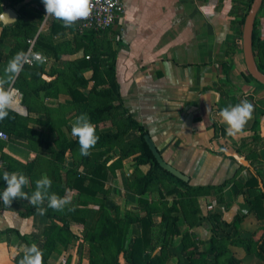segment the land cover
I'll return each instance as SVG.
<instances>
[{
	"label": "crops",
	"instance_id": "0c3cea01",
	"mask_svg": "<svg viewBox=\"0 0 264 264\" xmlns=\"http://www.w3.org/2000/svg\"><path fill=\"white\" fill-rule=\"evenodd\" d=\"M122 2L124 17L111 30L99 35V40L103 41V45L110 44L116 52L117 80L128 114L148 130L163 159L188 176L191 185L225 184L221 194L223 204L228 205L226 211L235 212V215L248 212L249 207L239 189L248 179V172H254V169L250 164L243 169L236 156L251 163L246 159L245 151L255 144L257 136L264 141V85L250 78L243 51L244 26L241 22L251 0ZM257 34L259 41L254 48L256 51L259 45L264 44V3L257 16ZM59 36L54 37L56 43ZM51 68L52 63L46 64V73L42 76L47 82L55 79L53 71L63 68V62ZM83 74L90 79L93 72L84 70ZM91 84L79 90L88 95ZM41 96L44 97V92ZM244 99L254 105L253 115L242 132L229 135L228 126L218 113L222 108L236 105ZM43 100L44 105L52 110L72 103L71 97L65 93ZM25 112L23 116H29L27 108L26 111L23 108L22 113ZM36 116L44 120L47 118L43 113ZM53 116L60 118L54 112ZM76 118L75 109H69L61 119L71 122L72 126ZM215 123L225 131L220 139H215ZM60 132L68 138L73 137L69 125L54 129L51 133L45 132L50 134L54 149L57 148ZM138 136L139 132L133 130L125 139L133 140ZM0 143L3 144L0 156L8 158L0 173V193L7 187L3 173L10 170L21 172L29 178V184L23 191L31 194L38 179L43 175L49 177L51 151L42 146L30 148L26 139L16 136ZM119 158V151L115 148L107 166L115 165ZM133 159L129 157L117 164L107 179V206L116 205L119 212L138 207V197L129 188L134 171ZM36 162L38 164L31 168ZM74 166L75 158L69 152L64 167L71 169ZM149 169L150 165L140 166L144 174ZM62 173L65 197L71 201L65 208H74L78 204L77 191L68 185L66 170ZM175 187V183L165 181L161 190L166 193ZM157 192L149 193L151 201L163 200L161 197L157 199L160 195ZM175 198V194L170 195L166 201ZM201 201H205L202 212H214L216 208L213 206H218L216 212L225 210L226 205H219L213 194L201 197ZM42 207H47L46 201ZM86 208L97 211L99 206L90 204ZM25 212H36L26 199L14 198L10 207L0 200V230H13L9 234H0V264H15L17 255L25 250V244L18 234L29 238L39 237L45 227L52 224V220L45 215L35 213L24 216ZM75 226L77 224L72 222L73 232Z\"/></svg>",
	"mask_w": 264,
	"mask_h": 264
},
{
	"label": "trees",
	"instance_id": "16d2710c",
	"mask_svg": "<svg viewBox=\"0 0 264 264\" xmlns=\"http://www.w3.org/2000/svg\"><path fill=\"white\" fill-rule=\"evenodd\" d=\"M24 1L13 0L11 2V8L16 10L20 17L13 26L3 28L2 40L9 32L20 33L24 38L30 37V40L34 39L35 41L33 50L42 53L46 58L54 57L57 61H62L63 68L54 70L55 79L47 82L42 79V76L46 73V64L24 65L13 87L22 94L23 105L27 108L29 116L24 117L12 110L9 112L8 117L0 121V130L5 131L10 136L26 139L30 148L42 146L51 151L52 157L49 161V170L51 172H49V177L52 180V186L49 190L50 193H56L62 198L65 197L66 187L63 186L62 172L66 170L65 178H67L68 185L77 191L79 198L76 207L65 208L62 212H56L48 208L45 217L51 219L52 224L45 227L44 238L46 239L50 235L57 233L58 238L65 242L64 234H69L70 222L85 221L84 216H80L82 212H96L98 214L97 226L101 230H103L104 226L112 225L109 223L111 217L107 215L109 211L104 204L105 199L99 198L98 194L108 195L106 183L109 173L117 164H121L124 159L134 157L132 163L134 171L130 177L129 188L138 197L137 208L144 212L143 216L135 221L141 225V235L134 238L127 248L125 246V229L117 226L116 244L118 252H124L127 255L129 264H163L162 258L168 254L167 247L161 246L163 252L158 254H155V248L152 249L156 242V224L154 223L153 215L156 212H164L163 221H171V224L174 225L183 217L192 227L196 222L199 223L203 219L198 199L202 196L212 195L215 190L223 189L225 184L220 186H193L190 181L184 182L161 168L145 140V136L149 135L148 130L138 120L129 115L128 110L124 106L117 80L116 52L111 45H103V41L99 40V35L93 31H89L90 33L85 36L77 34V46L70 41L56 43L54 37L69 30V28L63 26L62 21L57 19L49 23L50 34L42 32L38 35L37 27L26 23L24 20V15L27 11ZM253 1L251 0L246 15L241 22L242 26L245 24ZM3 11L4 9L0 4V13ZM39 16L41 22H43L42 15L39 14ZM253 41L255 48L259 41L257 20ZM30 45H18L13 56L20 51L27 53L31 47ZM81 51L83 52L82 56L77 57ZM254 53L258 68L264 73V44L259 45V49L257 51L254 50ZM65 57H68V59H65ZM84 70L93 72L90 79L84 77ZM249 76L256 81L250 74ZM28 77H30L29 82ZM30 82L35 83V86L28 87L27 84H30ZM91 82H93V85L88 95L79 90L80 88H88ZM43 92L44 97L41 96ZM60 93L69 95L72 103L70 105L65 104L56 110L44 105L43 99L45 97H58ZM69 109H75V117L86 113L95 125L96 135L99 140L89 150V155L87 156L80 154V145L77 137L74 139L68 138V136L60 132L59 143L57 148L54 149L50 137L45 132L30 126V122L33 121L32 114L37 112L47 115L45 124H48L49 128L59 129L67 122L61 118L62 114ZM53 112L60 115V118L53 116ZM57 120H62V123L59 126H54ZM215 128V139L222 138L225 135L224 129L217 123H215ZM133 130L138 131L139 136L133 140H126L125 137ZM2 147L3 144L0 143V148ZM115 148L119 151L120 158L115 165L108 167L107 163L110 154ZM69 152L73 154L76 164L74 168L65 169L64 161ZM0 158L3 161L8 159L4 156H0ZM36 164L38 163L33 164L31 168ZM143 165H150V169L146 174L140 170V166ZM75 167L88 168V173L83 176ZM242 168L244 167L242 166ZM7 171L11 173L10 170ZM255 171H249L250 176L240 187L241 195L249 210L243 216L235 215L232 222L228 224L235 231L240 230L242 222L250 215H254L259 220H264V180L261 174ZM165 181L173 182L177 187L168 189L165 193L161 190ZM153 191H159L163 200L160 202L151 201L148 195ZM174 194L176 198L172 200L171 204H168L166 197ZM222 198L223 195L221 194L220 199ZM45 201L47 202V200ZM91 203L99 206V209L97 211L87 209L86 207ZM162 203L165 207L162 206ZM69 209L73 210L69 211ZM115 210L118 211V208H115ZM35 213L37 212H25L23 215ZM208 219L212 223V247L208 252H190L187 254L186 258L189 264H218L222 252L215 256L213 262H211L210 257L216 253V245L219 243L217 233L222 227V223H224L223 215L220 213L209 214ZM56 221H62L63 226L59 227ZM12 231L11 229L0 230V234H9ZM18 235L25 247L33 243L30 240L31 238ZM236 243L243 244V241L240 240ZM38 247L44 253L43 264H49V252L40 246ZM23 253L24 251L17 255L15 264H18ZM257 254L264 259V232L257 241ZM232 260L230 261L231 264L233 263Z\"/></svg>",
	"mask_w": 264,
	"mask_h": 264
},
{
	"label": "rangeland",
	"instance_id": "374dc122",
	"mask_svg": "<svg viewBox=\"0 0 264 264\" xmlns=\"http://www.w3.org/2000/svg\"><path fill=\"white\" fill-rule=\"evenodd\" d=\"M12 1L13 0H0V4L3 7L4 11L7 9L14 10L13 8H11ZM42 4L43 0H25L24 5L26 6L27 11L24 15V20L26 23L36 26L38 29V34L39 32L40 34L42 32L45 34H50L49 24L45 28H43V22H41L40 20L39 14L41 13L39 11V8L42 6ZM14 11L17 12L16 10ZM18 15L20 17V14ZM3 28L4 27L0 25V74H3V71L7 66L9 60L12 59L13 53L16 50L15 48L18 45L30 44V37L24 38L20 33L16 34L9 32L6 37H4V40H2ZM89 33L90 32L88 30L81 32L79 26L77 25L74 27H69V30L60 34V36L57 37L56 40L58 43L70 41L73 45L77 46V34H82L85 36ZM82 53L83 52L81 51L78 55L81 56ZM59 62L60 61H57L54 57L48 58V63H52L53 69L58 66ZM52 68L50 70H52ZM28 78L29 82L30 77ZM91 83V85H93V82ZM27 85L28 87H34L35 83L30 82V84L28 83ZM21 105L26 111V107L23 105V97ZM17 113L19 112L17 111ZM23 114L25 115L26 113ZM23 114L20 115L23 116ZM38 114L40 113L35 112L32 114L33 121L30 122V126L34 129L44 132L48 131V133H51L55 128H49L48 124H45L46 120L38 118L36 116ZM61 121L62 120H57L54 126H59L62 123ZM70 123L71 122L67 121L64 125H69V128H71L72 126L70 125ZM47 135L50 137V134ZM9 137L11 138L12 136L9 135ZM58 143L59 140L56 146L58 145ZM245 157L246 159L251 161V163L249 164L252 166L254 171L256 170L255 172L258 171L261 174L264 180V141L259 140V136H257L255 144L247 151H245ZM261 157L263 159H261ZM240 164L244 167L243 169L246 168L244 164ZM76 169H78V172L83 176L88 173V168L79 167ZM249 176L250 173L248 172L247 177ZM221 192V190L213 191V197L217 201H219V205L223 204L222 199H220ZM158 194L159 192H157V195ZM160 197L161 196L158 195L157 199L160 200ZM202 197L205 198L206 196ZM100 198L105 199L104 204L109 211L107 212V215L111 217L109 223H111L113 226H104L103 230H101L97 226L98 214L96 212L89 211L80 213V216H84V222H70V232L69 234H64L66 238L65 242L58 238L57 233L50 235L46 239L44 238V232L39 237H34L33 239L32 237H30V240L33 243L46 249V251L49 252V264H129L127 255L124 252H118V247L116 244V228L118 226L125 229V246L128 248L130 242L134 238L141 235V225L140 223L135 221L138 220V218H141L144 212L139 210L137 207L125 209L123 212H119V210H115V208H118V206H107V203L109 202V191L108 195L101 194ZM199 199L198 205L202 209V204H205V201L199 202ZM78 200L79 198L77 194V201ZM167 202L168 204H171L173 201ZM91 205L97 206L96 204L92 203ZM223 205H226L224 212H216L218 206H213L214 209L216 208L214 212H201V214L203 215V219L199 223L196 222V224L192 227L187 223V221L183 219V217L176 223V225L171 224V221L164 222L162 219L164 212H156L155 215H153L154 223L156 224V242L152 249L155 248V254H158L160 252H163L161 246L164 245L167 247L168 254L163 256V264H189V261L186 258L187 254H189L190 252H208L211 249L212 223L209 221L208 216L209 214L213 213L222 214L224 223H222V227L217 233L219 243L216 245V253L210 257L211 262L215 260V256L217 254H221L222 252L218 260V264H231L230 261L232 259V264H264V259L259 257L257 254V241L260 239L264 232V220H259L254 215V217L250 216L242 222L240 230L235 231L230 225H228L232 222L235 216V212H227L226 210L228 208V205ZM162 206L165 207L163 203ZM239 213L241 214V216H243L247 212ZM72 222L77 224V226H75L76 230L74 232L71 230ZM57 224L59 225V227L63 226L62 221H59V223ZM79 225H81V229L78 228ZM240 240L243 241V244L236 243ZM57 258L60 259L57 260Z\"/></svg>",
	"mask_w": 264,
	"mask_h": 264
},
{
	"label": "clouds",
	"instance_id": "9594fccd",
	"mask_svg": "<svg viewBox=\"0 0 264 264\" xmlns=\"http://www.w3.org/2000/svg\"><path fill=\"white\" fill-rule=\"evenodd\" d=\"M43 4L46 9L45 17H55L62 21L66 28L74 27L77 21L88 18L92 10V0H43ZM28 59V53L24 51L16 53L9 60L3 74H0V121L8 117L9 112L14 110L19 103L17 90L13 85ZM33 59L39 60V54H33ZM253 112L254 105L249 100L244 99L236 105L222 108L218 115L227 124L228 134L235 135L243 131ZM71 134L78 138L80 154L83 156L89 155V150L99 140L95 125L86 113H82L75 119L71 127ZM3 180L7 182V187L0 193V200L8 207L14 198L19 197L28 200L35 207L37 214L43 216L47 213L48 208L62 212L71 202L67 197L62 198L56 193H50L52 180L47 175H43L35 182V191L31 194L23 191L24 187L29 184V178L23 173L5 171ZM45 200L48 202L47 208L42 207ZM72 210L69 209V211ZM43 256L44 253L38 245L32 243L25 248L18 264H43Z\"/></svg>",
	"mask_w": 264,
	"mask_h": 264
},
{
	"label": "water",
	"instance_id": "95a60500",
	"mask_svg": "<svg viewBox=\"0 0 264 264\" xmlns=\"http://www.w3.org/2000/svg\"><path fill=\"white\" fill-rule=\"evenodd\" d=\"M264 3V0H254L251 8L249 10V13L246 17L244 29H243V51H244V59L246 63L247 70L249 74L260 84L264 85V73L260 71L258 68L255 53H254V30H255V23L257 20L258 13L260 9L262 8ZM19 19V15L17 12H15L12 9H7L0 13V24L3 27L6 26H13ZM40 34V32H39ZM38 34V35H39ZM16 111V110H15ZM19 112V111H18ZM21 113V112H19ZM26 113V112H25ZM23 114V113H21ZM145 140L152 151L154 157L156 158L158 164L166 170L167 172L171 173L173 176L177 177L178 179L189 182L190 179L188 176L183 174L178 169L174 168L170 164H168L163 157L161 156L160 152L158 151L153 139L150 135L145 136ZM237 160H239L240 163L249 166V163L240 158L239 156H236Z\"/></svg>",
	"mask_w": 264,
	"mask_h": 264
},
{
	"label": "built area",
	"instance_id": "2783aa9c",
	"mask_svg": "<svg viewBox=\"0 0 264 264\" xmlns=\"http://www.w3.org/2000/svg\"><path fill=\"white\" fill-rule=\"evenodd\" d=\"M92 10L88 18L82 19L76 22L79 26L81 32L83 31H93L98 35H101L109 30H111L115 24L124 17L125 7L122 0H92ZM39 11L43 17V28H45L51 21L56 20L53 16H46V9L44 4L39 8ZM31 48L27 52L29 54L28 62L24 65L34 66L37 63H48V58H46L42 53L33 50L35 41H29ZM33 54H39L40 59H33ZM17 96L22 102V94L17 90ZM0 141L8 142L10 140L9 135L0 130ZM5 162L0 158V172L3 170Z\"/></svg>",
	"mask_w": 264,
	"mask_h": 264
},
{
	"label": "bare ground",
	"instance_id": "6f19581e",
	"mask_svg": "<svg viewBox=\"0 0 264 264\" xmlns=\"http://www.w3.org/2000/svg\"><path fill=\"white\" fill-rule=\"evenodd\" d=\"M14 110L19 111V112L22 113L23 108H22V105H21L20 99H19V103L16 105V107H15Z\"/></svg>",
	"mask_w": 264,
	"mask_h": 264
}]
</instances>
